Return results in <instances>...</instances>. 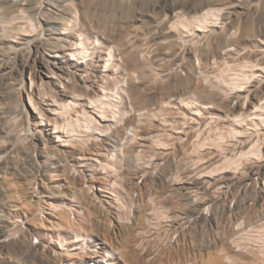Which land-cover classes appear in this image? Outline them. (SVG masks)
I'll list each match as a JSON object with an SVG mask.
<instances>
[{
  "label": "rangeland",
  "instance_id": "rangeland-1",
  "mask_svg": "<svg viewBox=\"0 0 264 264\" xmlns=\"http://www.w3.org/2000/svg\"><path fill=\"white\" fill-rule=\"evenodd\" d=\"M108 1L115 9L111 5L92 7L94 17L84 23L79 19V7L76 28L81 25L86 29L83 33L90 36L99 33L105 43L115 46V61L122 65V71H116L114 66L103 71V46L89 49L93 51L89 63H75L65 47L43 50V44L36 40L24 71L20 73L16 67V76L0 91V155L4 159L0 164V238L8 239L0 243V264H232L214 246L226 242L238 249L233 239L243 248L253 250L249 256L264 263L258 253L264 252V141L260 140V155L242 159L238 167L221 165L218 173L210 177L200 176L221 162L224 155L233 156L239 147L248 146L249 132L262 139L264 126L255 129L248 122L244 125L248 127L245 137L228 136L223 144L225 149L211 144L190 153L194 149L192 141L204 129L203 122L210 119L205 112L192 121L189 107L180 102L181 96L190 93L185 89L179 91V87L189 86L190 77L210 71L216 61L227 60L233 68L240 67L244 60L264 65V34L255 32L264 28V0L218 1L217 5L223 7L222 21L209 24L205 35L199 36L198 52L210 48L207 42L216 49V54L208 57L186 51L188 33H183L182 38L175 36L177 45L170 47L164 38L159 43L151 38L158 29L147 32L146 24L134 18L138 12L151 13L161 22L159 30L166 31L165 22L175 14L172 7L189 0ZM155 5L159 7L150 11ZM56 6L46 4L47 14L54 11L58 15ZM179 6L189 15V8ZM246 20H254L255 30L237 40ZM230 24L237 31L229 50H224L218 46L216 36L223 32L224 25ZM57 26L62 28L60 23ZM42 37H51L54 45L61 42V36L54 38L46 26ZM92 39L93 36L89 42ZM132 54L138 59L136 63L130 60ZM167 65L170 67L164 69ZM122 76L128 91L124 106L131 115L128 125L122 127L125 115L106 135L94 133L97 138L90 139L92 144L83 152L77 140L63 147L57 145L52 126L40 125L38 111L28 101L30 93L36 106L53 119L48 95L67 99L64 93L96 94L102 82H113ZM30 77L34 80L32 85ZM253 77L244 84L243 91L236 92L249 97L237 98L236 93H231L224 106L243 107L254 95L260 96L257 103L264 104V92H260L264 89V74L256 70ZM192 89L197 99L205 100V94ZM45 92L48 94L43 97ZM137 109L154 110L157 116L145 115L139 120ZM215 112L221 117L205 127L202 137L213 136L218 127L226 129L230 124V118ZM131 126L136 134H132ZM27 127L34 130L33 138ZM176 128L181 132H174ZM82 136L83 132L75 135ZM156 138H162L166 145L158 146L153 140ZM13 140L17 141L15 148L9 146ZM110 144L125 150L127 155L124 162L116 160L115 172L98 165ZM58 148L69 155L67 169L57 175L39 169L50 153L59 157ZM197 155L206 162L193 165L191 160ZM73 166L89 175L84 178L77 171L74 174ZM116 172L127 174V179L120 174L117 186L113 185ZM74 191L78 201L71 196ZM66 219L75 222L84 240H76L75 232L64 226ZM18 236L38 244V249L29 251L28 247L23 256H18L13 251ZM58 239L64 243L58 244ZM106 249H111L116 258H109Z\"/></svg>",
  "mask_w": 264,
  "mask_h": 264
},
{
  "label": "bare ground",
  "instance_id": "bare-ground-1",
  "mask_svg": "<svg viewBox=\"0 0 264 264\" xmlns=\"http://www.w3.org/2000/svg\"><path fill=\"white\" fill-rule=\"evenodd\" d=\"M193 1L195 0H189L186 4H177L172 7V10L175 11L174 16L177 18L173 19L174 16H171L170 14L172 19L169 18L167 22H165L166 31L163 29L162 31L159 30L161 22L157 16H154L151 13L138 12L134 18L137 19V22L146 24L147 32H151L152 29H158L157 34H153L151 38L156 43H159V40L164 38L165 41L168 40L166 45L170 47L177 45L175 36L182 38L181 35L183 33H188L189 35L187 34V36H189V39H186V51L197 55L199 44L201 42V37L199 38V36L205 35L209 24H216L218 21H222L221 16L223 14V7L217 5L220 0H197L199 1L197 4H194ZM46 4H56L59 14L56 15L54 11L47 14L48 9ZM109 5H111L112 9H115L114 4H111L108 0H0V91L8 87L10 78L16 76V67H18L20 73L24 71L33 43L36 40H39L41 44H43V50L55 48V51H57L58 49H63V47H65L68 51L70 60L75 63H89L88 60L92 58L91 56L93 53V51L89 49H98L99 46H103L104 56L101 59L103 71H109L112 66L116 68V71H122V65L118 61H115V46L111 43H105L99 33L91 34L93 39L89 42L91 37L90 34L83 33L86 29L81 25L76 28V17L79 7L81 8V13L80 15L78 14L79 19L80 22L84 23L86 20L93 19L94 15L92 13V7L98 6L104 8ZM179 5L189 8L187 10L189 15H185L184 11L180 8L182 6ZM158 7L159 6L157 5L152 6L150 7V11L153 12ZM231 7H234V4ZM58 23L61 24L62 28L59 29L57 26ZM230 25L231 26L224 25L223 32L218 33L216 36L218 46L224 50H229L228 47L234 42V35L237 31L236 26H233L232 24ZM254 25V20H246L242 27L243 34H239L241 36L238 37L237 40L241 38L245 39L244 36L250 34L254 29ZM45 26L47 27V30L49 29L50 34L56 36L54 38L57 39V37L61 36V42H56L57 45H54L55 43L50 40L51 37L44 40L42 35ZM255 32L264 34V28L261 32L256 30ZM91 44L92 47H90ZM210 44L211 43L207 42V45H209L210 48L199 49L198 54L205 57H208L210 54H216L215 47H211ZM132 56L133 57L130 58V60L136 63L138 61L137 57H135L134 54H132ZM215 64L216 65L211 68L210 71L203 72L201 76L190 77L189 86L185 88L179 87V91L185 89V91H189L190 93L187 97L181 96L180 102L189 107V115H191L189 118L192 121L197 119L196 116L204 114L205 112L207 113L208 119L210 120L206 124L203 122L204 129L205 127H209L215 118L219 119L221 117V115L217 114L215 110L222 112L224 118H230V124L226 129L218 127V133L213 136L207 135L202 137L201 135L204 129L200 130L197 137L192 141L194 149L190 151V153H194V151L199 152V150L209 148L211 144L219 145L224 148L223 144L228 136L230 138L245 137L244 132L247 131L248 127H244V125H247L248 122L253 124L255 129L264 126V104L262 102L257 103L260 98L259 95H254L253 98L250 97L252 99L249 98L250 101L243 107L237 108L224 106V103H227L231 93L244 90V84L254 78L253 76L255 75L256 70L264 74V65H259L258 63H253L247 60H244L241 63V66L237 68H233L232 64L227 60L221 62L216 61ZM169 67L170 65H167L164 69H168ZM246 67H249L248 72L246 71ZM21 82H23V77H21ZM124 82L123 76L122 78L115 79L113 82L104 81L100 85L99 92L96 94H92V91H88L85 95L80 94L78 91H74L70 95L64 93L63 95L64 97H67V99L48 95V98L53 105L49 110V112L53 114V119L46 117L42 112V109L36 106L30 93H28V101L32 108L38 111L41 121L40 125L48 124L52 126L51 132L53 133V138H56L57 145L63 147L70 143L73 144L77 140V146H79V149L83 152L89 148V143L92 144V140L97 138V135H94V133H98V135H106V133L111 130L112 126L117 125L124 119L125 115H127V117L123 121L122 127L124 128V126L128 125L131 115H128L129 110L124 106V98L128 92L124 87ZM33 83L34 80L30 77V85ZM192 88H196L205 94V100H201L200 98L197 99L194 94H192L194 91ZM175 89L177 90V87ZM260 92H264V89ZM46 94H48V92H45L42 96L44 97ZM236 95L237 98L249 97L248 94L241 95V93H236ZM246 101L247 100L245 99L243 103ZM137 111L139 120L145 115L152 116V118H156L157 116L154 110L142 112L141 109H137ZM59 119H61V121ZM255 119H257L258 122L255 121ZM197 122L200 123V120H197ZM201 127L202 125L199 126V129ZM238 127L244 128L242 130ZM27 128V132H29L32 136L31 138H33L34 130L29 129L30 127ZM130 129L133 130L132 134H136L134 126H131ZM78 132H83L84 136L76 138L75 135L78 134ZM174 132H181V130L176 128ZM256 136L257 134L249 132L246 136L249 140L248 146L239 147L238 151L233 156L224 155V159L221 160V162L209 167V169L204 173H201L200 176L210 177L211 175L218 173L216 171L219 170L221 165L224 168L238 167L241 164L242 159L260 155V140L264 141V137L261 139ZM153 140L160 147L166 145L162 138H156ZM16 145L17 141L14 140L9 144V146H12L13 148H15ZM6 148L2 147L1 149L4 151ZM58 150L60 151V154H58L59 157L51 156V153L49 152V156L46 157L47 159H45L39 166V169L41 168L43 172H55L54 175L59 171L64 172L67 169L69 155L65 153L64 149L60 150V148H58ZM82 155L79 158H82ZM126 157L125 150L121 151L120 149H117L116 145L110 144V148L106 149L104 154V160H98L100 163L98 165L115 172V170H117L115 166L116 160L124 162ZM49 158L55 159V161H50ZM191 161L193 165L206 162L201 155H197V157L193 158ZM3 162L4 159H2V155H0V164ZM72 169L73 173L74 171H77V174L79 173L84 178L89 175V172L82 173V170L78 171L74 166ZM120 174L125 178L127 176L125 172H116L113 185H119L118 183L122 177ZM73 179H75V177H73ZM75 180H77V178ZM112 186L110 189L114 193V187ZM71 196L73 200L78 201L79 196L75 191L71 193ZM1 220L2 219L0 218V221ZM20 226L18 228H22ZM64 226L75 232L77 237L76 240L85 239L76 228L77 225L74 221L66 219ZM3 231L4 230H2V232ZM96 236L100 238L98 234H96ZM4 242L5 241L0 239V243L3 244ZM56 242L61 245L64 243L61 239H58ZM233 243L238 249L232 248L231 243L228 244L226 242L223 243L222 246L215 245L214 247H216V252L224 253L225 258L232 264H261L260 260L249 256V254L253 255V250L243 248V246L234 239ZM37 245L38 244H33L31 241H28L27 238L18 236L13 245V251L15 254L18 253V256L20 254L23 256V253L26 252V250L36 251L38 249ZM28 247L29 249H26ZM105 251L109 258H116L111 249H106ZM30 253L28 254L29 256ZM258 253L262 256L264 262V252L259 250ZM22 256H20V259H24ZM29 256H27V258ZM27 258L25 257V259Z\"/></svg>",
  "mask_w": 264,
  "mask_h": 264
},
{
  "label": "built area",
  "instance_id": "built-area-1",
  "mask_svg": "<svg viewBox=\"0 0 264 264\" xmlns=\"http://www.w3.org/2000/svg\"><path fill=\"white\" fill-rule=\"evenodd\" d=\"M0 239L5 241V242L8 240L7 237H3V238H0Z\"/></svg>",
  "mask_w": 264,
  "mask_h": 264
}]
</instances>
